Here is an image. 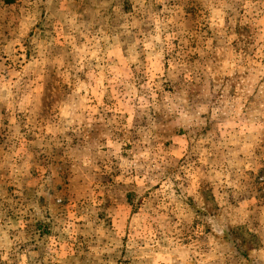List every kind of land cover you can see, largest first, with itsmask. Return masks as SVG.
<instances>
[{
	"label": "rangeland",
	"instance_id": "obj_1",
	"mask_svg": "<svg viewBox=\"0 0 264 264\" xmlns=\"http://www.w3.org/2000/svg\"><path fill=\"white\" fill-rule=\"evenodd\" d=\"M0 264H264V0H0Z\"/></svg>",
	"mask_w": 264,
	"mask_h": 264
}]
</instances>
